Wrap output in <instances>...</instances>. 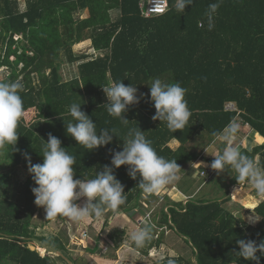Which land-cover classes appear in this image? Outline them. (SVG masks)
Wrapping results in <instances>:
<instances>
[{
	"label": "trees",
	"instance_id": "obj_1",
	"mask_svg": "<svg viewBox=\"0 0 264 264\" xmlns=\"http://www.w3.org/2000/svg\"><path fill=\"white\" fill-rule=\"evenodd\" d=\"M213 3L219 7L209 15ZM175 5L176 0H169L165 13L145 17L140 0H25L24 10L20 0H0V69L7 68L3 77L0 73V82L19 80L24 105L17 151L8 146L0 159V264H90L86 257L71 254L66 231L49 236L39 232L42 226L34 215L40 207L32 192L38 185L31 175L19 178L20 170L29 167L25 153L32 164L43 163L49 133L75 157L74 179H92L104 165L111 166L109 150H123L130 128H140L160 156L177 160L181 167L195 162L202 155L199 150L217 141L213 132H222L233 120L246 124L249 135L253 132L258 140L255 143L250 136L251 147L244 142L241 151L264 165V0H194L183 12ZM84 9L89 16L78 17ZM113 11H117L116 17ZM80 41H89L101 52H75L74 45ZM67 62H77L79 75L65 78L62 70ZM154 78L178 82L186 90L192 115L184 129L170 131L166 122L152 119L156 109L150 99V79ZM121 81L136 87L138 96L144 94L125 113L127 125L110 116L104 106L108 100L102 86ZM72 103L81 104L98 133L115 128L118 137L92 151L80 146L66 132V123L74 122L68 112ZM174 140L180 142L177 148L171 145ZM208 159L211 163L215 157ZM127 169L126 165L114 168L127 199L117 211L105 212L106 227L110 216H133L139 210L145 217V205L157 204L154 194H142L140 177L133 180ZM224 181L207 191L209 196H184L181 201H169L165 196L159 220L145 221L151 226V239L143 248H136L134 242L133 246L150 258V249L160 248L172 229L190 246L193 256L166 255L155 264H168L169 260L175 264H256L238 255L237 241L264 240V198L252 210L262 220L251 226L239 211L230 208L248 184L239 185L230 172ZM104 230L93 244L83 245L90 253L105 252L109 258L102 264H113L128 230L115 228L105 239ZM35 239L62 254L46 251ZM260 264H264V256Z\"/></svg>",
	"mask_w": 264,
	"mask_h": 264
},
{
	"label": "clouds",
	"instance_id": "obj_2",
	"mask_svg": "<svg viewBox=\"0 0 264 264\" xmlns=\"http://www.w3.org/2000/svg\"><path fill=\"white\" fill-rule=\"evenodd\" d=\"M193 2L194 0H176L175 7L183 12ZM218 7V3L211 4L209 15ZM150 80V99L156 109L152 119L166 122L170 131L184 129L192 115L185 99L186 90L178 82L169 84L159 78ZM22 88L19 80L0 82V159L5 156L8 146L17 151V128L24 115L23 99L20 95ZM102 88L108 100L104 105L108 114L127 125L129 120L125 118V113L129 106L139 104L144 94L138 96V89L132 85L126 86L123 81L110 82ZM68 112L74 122L66 123L67 134L88 151L107 146L114 136L118 137L115 128H104L98 133L96 123L82 111L79 103H72ZM239 130L240 125L233 120L222 132H213L212 135L225 144L219 154L206 150L215 157L210 167L218 174L229 171L239 185L250 184L257 195L264 198V165L246 155L235 144ZM45 142L43 163L32 164L31 157L27 153L24 155L28 160V171L35 185H38L32 188L35 204L44 208L47 219L63 216L81 223L92 217L100 219L107 210L117 211L125 204L127 197L124 185L114 175V168L128 166V175L133 180L140 177L138 187L144 195L158 194L180 179L178 173L181 167L177 160H167L160 156L140 128L128 130L122 151L109 150L112 154L111 166L104 165L92 179H74L75 157L62 147L59 138L49 133ZM81 198H85L83 204L78 203ZM248 219L250 223L260 220L255 215ZM130 239L136 248H143L151 239V226L146 224L133 232ZM237 244L240 257L260 264V258L264 256V240L257 243L254 240L239 239ZM168 264L175 262L169 260Z\"/></svg>",
	"mask_w": 264,
	"mask_h": 264
},
{
	"label": "rangeland",
	"instance_id": "obj_3",
	"mask_svg": "<svg viewBox=\"0 0 264 264\" xmlns=\"http://www.w3.org/2000/svg\"><path fill=\"white\" fill-rule=\"evenodd\" d=\"M20 7L22 10L25 9V0H20ZM77 16L80 18H87L89 16L88 9L82 10L79 14H77ZM112 16L116 17L117 11H113ZM74 50L79 54L80 52H82V50L88 52L95 51L97 54L101 52L94 50L89 41H80L76 43L74 45ZM63 69L64 70H62V72L66 79L73 78L74 76L79 75L77 62L73 64L68 62L64 63ZM6 70V67H1L0 73L2 77L4 75V71ZM238 124L241 125V131L240 133H238L235 144L238 145L240 149L243 147L244 142L248 144L247 146L251 147V144H249V127L242 122H239ZM250 134L252 135L253 132H251ZM254 140L255 143L258 142L257 138H255ZM224 144L225 142L217 140L212 146L205 150H202L200 148L201 150L199 151L202 152V155L195 162L181 166V170L178 173L180 179L176 183L166 186V188L160 193L154 194L155 198H153V200L157 201V204L151 206L147 204L145 205V213L147 212L146 214H143L145 215V217L141 216L140 212H138L139 210H136L138 214L136 213L133 216H129L128 214L113 215L109 217V224L106 227L105 223L107 215L102 216L97 221H93L90 218L87 222L76 223L63 216H57L55 218L47 219L44 208L40 207V209L34 215V221L42 226V230H40V226L37 231L40 230L39 232L41 234L47 233L48 236L53 234H61L66 231L70 235L68 247L71 254L77 258L79 256H82L83 258L86 257L87 261L90 264H102L103 259H108L109 257L104 254L105 252L90 253L83 244L87 246H90L91 243L93 244L97 234L102 229H105L103 232V238L105 239L109 235L110 231L115 228L124 230L125 228H127L128 231H126V233H124L122 236L123 242L115 252V256L113 257V264H155L156 261L163 259L166 255H183L185 257L187 256V258H190L193 256L191 254L190 246H187L183 238L179 237L178 234L172 229H168L165 242L161 245L160 248L153 247L150 249V258H147L140 254L139 250H137L133 246V242L131 241L130 237L133 232L143 228L146 225L145 221L149 220L150 222H155L159 220L161 208L167 202L165 200V196L169 197V201H181L184 196L186 197V199L194 196L196 198H201L207 195V191H211V189L215 190V188L217 189L219 186L223 185L225 183L224 178L227 177L229 171L226 170L223 173L218 174L217 171L213 170L210 167L211 163L209 162L208 158H212L214 156L208 154L206 150L212 153L219 154L222 151L221 149L222 147H224ZM171 145L172 147L177 148L178 146H180V142L174 140L173 142H171ZM253 145L254 143L252 144V146ZM257 159L259 158L257 157ZM19 175V178L24 180L27 176L30 175V173L28 169L25 168L23 170H20ZM218 177V181H215V179H217ZM184 180H186V183H183ZM182 187L186 189L187 193L184 194ZM81 199L84 202L85 198ZM234 199L235 200L230 203V208H234L235 212L239 211L238 213L240 214V216H242L247 224L251 226L259 225L262 218L259 215H256L252 210L255 208V206L258 205L259 202H261L263 198L257 195L255 189L250 184H248L246 185L245 189L240 191ZM166 208H168V206ZM254 215L257 218H260V220L255 223H250L248 218ZM90 222H92L93 224H89ZM85 233L87 235H85ZM105 246L106 244H103V247ZM52 256H54L55 258L54 254ZM96 258H100V261L96 260ZM57 260L60 261V259Z\"/></svg>",
	"mask_w": 264,
	"mask_h": 264
},
{
	"label": "built area",
	"instance_id": "obj_4",
	"mask_svg": "<svg viewBox=\"0 0 264 264\" xmlns=\"http://www.w3.org/2000/svg\"><path fill=\"white\" fill-rule=\"evenodd\" d=\"M140 5L142 9V15L145 17H150L165 13L169 8V0H140ZM232 107L234 106L232 105Z\"/></svg>",
	"mask_w": 264,
	"mask_h": 264
},
{
	"label": "water",
	"instance_id": "obj_5",
	"mask_svg": "<svg viewBox=\"0 0 264 264\" xmlns=\"http://www.w3.org/2000/svg\"><path fill=\"white\" fill-rule=\"evenodd\" d=\"M35 242L38 243L41 247L45 248V250L48 251V252H52V253H56V254H60V255L62 254L59 250H57L55 248H52V247L46 245L45 243H43V242H41V241H39L37 239H35ZM30 247L32 249L36 248L34 245H30Z\"/></svg>",
	"mask_w": 264,
	"mask_h": 264
},
{
	"label": "crops",
	"instance_id": "obj_6",
	"mask_svg": "<svg viewBox=\"0 0 264 264\" xmlns=\"http://www.w3.org/2000/svg\"><path fill=\"white\" fill-rule=\"evenodd\" d=\"M94 50H95V49H94ZM247 136H248V135H247ZM249 136H251V139L254 138L253 135H249ZM254 139H255V138H254Z\"/></svg>",
	"mask_w": 264,
	"mask_h": 264
}]
</instances>
